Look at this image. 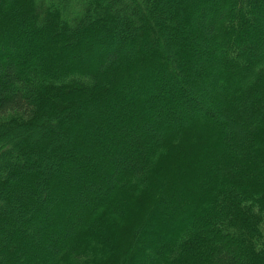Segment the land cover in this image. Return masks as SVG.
I'll use <instances>...</instances> for the list:
<instances>
[{"label": "trees", "instance_id": "16d2710c", "mask_svg": "<svg viewBox=\"0 0 264 264\" xmlns=\"http://www.w3.org/2000/svg\"><path fill=\"white\" fill-rule=\"evenodd\" d=\"M0 264H264V0H0Z\"/></svg>", "mask_w": 264, "mask_h": 264}]
</instances>
